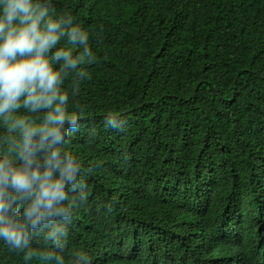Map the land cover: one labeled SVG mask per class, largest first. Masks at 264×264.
Instances as JSON below:
<instances>
[{
	"label": "trees",
	"instance_id": "trees-1",
	"mask_svg": "<svg viewBox=\"0 0 264 264\" xmlns=\"http://www.w3.org/2000/svg\"><path fill=\"white\" fill-rule=\"evenodd\" d=\"M51 3L93 53L64 82L80 183L62 247L38 230L0 264H264V0Z\"/></svg>",
	"mask_w": 264,
	"mask_h": 264
},
{
	"label": "clouds",
	"instance_id": "clouds-1",
	"mask_svg": "<svg viewBox=\"0 0 264 264\" xmlns=\"http://www.w3.org/2000/svg\"><path fill=\"white\" fill-rule=\"evenodd\" d=\"M64 41V43H61ZM89 34L51 0H0V241L26 250L33 235L62 247L71 216L68 189L80 183L79 160L64 147L80 113L69 110L64 87L70 73L90 60ZM74 48H81L73 55ZM108 128L124 121L116 112ZM39 255L65 264L52 251Z\"/></svg>",
	"mask_w": 264,
	"mask_h": 264
}]
</instances>
